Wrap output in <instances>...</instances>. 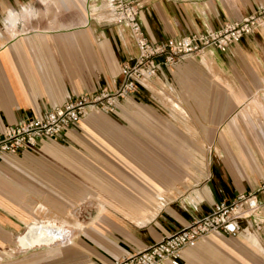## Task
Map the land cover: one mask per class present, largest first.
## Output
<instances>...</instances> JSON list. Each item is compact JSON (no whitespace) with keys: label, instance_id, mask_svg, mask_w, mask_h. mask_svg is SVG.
I'll list each match as a JSON object with an SVG mask.
<instances>
[{"label":"crops","instance_id":"0c3cea01","mask_svg":"<svg viewBox=\"0 0 264 264\" xmlns=\"http://www.w3.org/2000/svg\"><path fill=\"white\" fill-rule=\"evenodd\" d=\"M134 1L153 43L220 30L264 2ZM136 56L109 0H0V131L114 92ZM243 194L264 219V27L160 65L113 113L0 158V264H114ZM43 222L62 237L38 242L29 229ZM180 264H264V230L211 234Z\"/></svg>","mask_w":264,"mask_h":264},{"label":"built area","instance_id":"2783aa9c","mask_svg":"<svg viewBox=\"0 0 264 264\" xmlns=\"http://www.w3.org/2000/svg\"><path fill=\"white\" fill-rule=\"evenodd\" d=\"M112 21L126 27L137 49L132 65L121 66L122 81L114 92L100 91L65 102L45 111L38 119L27 118L0 131V158L36 148L41 141L58 140L89 113H113L118 100L137 90L143 82L156 77L160 65L172 68L184 58L207 49L224 51L264 27V2L241 21L225 25L220 30L149 42L138 20L139 9L134 0H109ZM161 60L158 62L157 59ZM260 205L254 194H243L230 202L212 206L210 213L160 242L116 261L114 264H180L181 253L205 240L211 234L230 235L241 230L243 222L256 230H264L259 216Z\"/></svg>","mask_w":264,"mask_h":264},{"label":"bare ground","instance_id":"6f19581e","mask_svg":"<svg viewBox=\"0 0 264 264\" xmlns=\"http://www.w3.org/2000/svg\"><path fill=\"white\" fill-rule=\"evenodd\" d=\"M62 227L52 222H43L40 224H34L30 227V233L38 232V242H50L55 238L62 237L60 231Z\"/></svg>","mask_w":264,"mask_h":264},{"label":"rangeland","instance_id":"374dc122","mask_svg":"<svg viewBox=\"0 0 264 264\" xmlns=\"http://www.w3.org/2000/svg\"><path fill=\"white\" fill-rule=\"evenodd\" d=\"M95 113V112H94ZM95 114H98V113H95ZM204 166H205V168H206V157H204ZM205 173H206V170H205ZM187 187H188V185H187ZM189 188H191L190 186H189ZM188 188V189H189ZM181 190V189H180ZM66 224H68V222L66 221ZM73 225H75V222H73L72 223Z\"/></svg>","mask_w":264,"mask_h":264}]
</instances>
